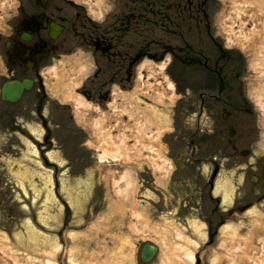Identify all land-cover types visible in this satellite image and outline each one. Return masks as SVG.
<instances>
[{
    "label": "rangeland",
    "instance_id": "374dc122",
    "mask_svg": "<svg viewBox=\"0 0 264 264\" xmlns=\"http://www.w3.org/2000/svg\"><path fill=\"white\" fill-rule=\"evenodd\" d=\"M75 1L79 3L0 0V259L5 264H24L28 257L32 264H41L46 250L51 252L68 237L70 250L65 256L61 252L55 256L59 264H72L69 255L78 247L72 254L75 262L91 254L96 255L97 264H197L189 259V252L197 249L200 264L264 261V136L243 99L245 89L252 99H264V12L257 18L259 23L252 20L241 31L229 20V11H236L239 4L249 9L250 0ZM37 10L58 18L69 16L82 30L84 25L85 31L90 28L91 36L101 31L100 26L117 28V78L125 84L116 85L124 91L119 88L123 94L118 93L113 117L103 121L106 128L113 127L115 118L127 113L120 118L118 132L107 135V129L95 124L105 107L99 108V100L84 90L96 97L97 81L107 76L88 80L101 58L94 45L90 49L81 45L77 32L69 29L58 40L61 52L65 40L75 43L64 57H55L50 49L35 54L29 48L15 59L10 55L13 50L5 48L9 39L34 45V40L24 41L22 33L34 28L30 14ZM253 26L257 31H250ZM141 48L148 56L135 65L129 83L133 87L124 95L130 64L132 68L127 56ZM177 56L183 57L180 62ZM191 56L200 63L190 64ZM26 76L35 78L32 90L17 102L1 98L6 79ZM69 82L74 83L73 94L82 91L86 104L77 106L74 99L68 102L72 95L66 89ZM156 87L163 100L155 98ZM151 103L158 104L172 126V132L159 141L167 166L159 176L134 163L129 176L136 180L135 189L121 194L114 173H125L122 166L128 165L111 167L109 158L102 162L99 144H106L114 134L125 147L138 145V121L151 125L155 128L151 133L157 135L147 106ZM215 123L226 129L219 132L225 138L218 132L209 134ZM231 127L233 136L229 135ZM123 128L131 130L126 134ZM87 138L96 144H86ZM225 142L238 148L233 158L224 160L213 188L209 185L212 156L219 154V145ZM161 164L165 165H157ZM132 193L133 200H144L149 224L144 227L134 220L142 229L134 225L132 257L125 254L107 261L105 253L120 247L121 235L131 231L134 216L121 209L127 200L131 205ZM221 222L225 224L220 229L229 228L225 245L218 228ZM209 223L210 236L206 234ZM169 225L179 226L182 234ZM205 237L214 240L212 245L205 243ZM146 240L161 245V251L144 263L139 252ZM5 247L7 252L1 251Z\"/></svg>",
    "mask_w": 264,
    "mask_h": 264
},
{
    "label": "bare ground",
    "instance_id": "6f19581e",
    "mask_svg": "<svg viewBox=\"0 0 264 264\" xmlns=\"http://www.w3.org/2000/svg\"><path fill=\"white\" fill-rule=\"evenodd\" d=\"M250 1L253 3V5H250L249 9L247 7L248 5H245L244 6L245 9H244L239 4L237 6V8L235 9L236 11H234L235 13L233 12V9L229 11V20H231L232 22L236 23V25L240 28L241 31H243L246 28L247 24H251L250 21H252V20L256 24L259 23L257 18L258 17H262L261 14L264 12V4H263V2L261 0H260V2H259V0H250ZM248 11H253V13H251L250 16H249L247 14ZM258 25H260V24H258ZM255 26H257V25H255ZM255 26H253V28L250 30L251 32L257 31ZM234 27L235 26H232L233 30H234ZM70 80H72V79H70ZM66 84H67L66 89L68 90V94L69 93L72 94V95H70L71 98H69L68 100H72V99L76 100L75 102H76L77 106L78 105L82 106L83 104H86V101L84 100V98H83V96L81 94H79V95L78 94H73L72 90L75 87L74 83L69 82V83H66ZM113 107H116L115 103L113 104ZM125 114H127V113H123L122 116L125 115ZM122 116H119L118 118L115 119L116 122L113 124L114 125L113 127H112V125L108 124L109 126H108V128H106L107 124L103 120H104V118H106L108 116H105L104 114H102V119H99L98 121L97 120L95 121V124H97V127H100V128L102 127L103 131L105 129H107V135L110 134V133H116V132H118L117 128L122 125L121 124L122 121L120 119ZM103 125H104V127H103ZM136 127L138 129L136 131H139L140 134H144V132H145L144 129L145 128H144V124L141 121L137 122ZM123 129H124L123 132H126V134H128L129 131L126 128H123ZM146 132H147V130H146ZM111 143H114L113 146H111V148L114 150V152L112 153V152H108V151L105 150L104 153H102V155L100 156L101 157L100 159H104V158L107 157V155H111V154H112V158L116 159V160L117 159L120 160V158H122L123 156H127L125 158L126 159H130L132 157V155L134 154L130 149H126V147L123 146L124 145V141L121 144H119V147H118V145H117L118 141H117V138H116V136L114 134L111 135L109 140L106 141L107 145H104V146H106L108 148L109 144H111ZM122 150H125V151H122ZM136 150L141 151V147L140 148H136ZM138 151L136 152V154H138ZM130 180L131 179H129V176H128V173H127V174L122 176L121 181H118L117 185L123 186V187H128L131 184ZM125 181L128 182V183H126ZM123 182H125L126 184L123 183ZM226 195L228 196V194H226ZM132 207H133V212L131 213V215L134 216V220L146 217V207H145V205L143 203H142V207L139 208L137 203L133 202L132 203ZM195 224H197V222H195ZM228 229H224L223 230V233H225V235L228 233ZM180 232L182 233V231H180ZM77 234L81 235L80 233H77ZM123 241L129 242V238H125ZM226 241H227V237H226V239L223 240V244L224 245H225ZM60 246L61 245H59L57 243V247L52 250L53 253H51V252L46 250V252L48 254L44 257L43 260L40 261V263L41 264H59L58 261H56V259H53V256H54V254H56V252L60 248ZM0 247H2V246H0ZM170 248L172 249L171 246L168 247V249H170ZM8 249L9 248L5 247V248H2L1 251H4V252L6 251L7 252ZM74 250H75L74 252H73V249L71 250V255L68 254L71 257L70 259H71V263L72 264H97V260L98 259H97L96 255L92 256L91 254H89V256H86L87 260L83 259V262H82L81 260L79 261V259H78L77 262H75L74 258H72V254H74L76 251H78L79 247L74 249ZM127 252H129V249H125L124 250L125 254H127ZM193 255L194 254L192 253V251H190L189 252V256H190L191 262H194V259H193L194 256ZM107 257L109 259L113 260L112 255L107 254ZM12 258H14V260L16 262H18L14 256H12ZM27 258L28 257H24V259H23L24 260V264H32V262H30V259L28 260ZM163 258H165V257H163ZM0 264H5V261L3 259H0ZM12 264H16V263L12 262ZM33 264H36V263H33ZM259 264H264V261L260 260Z\"/></svg>",
    "mask_w": 264,
    "mask_h": 264
},
{
    "label": "water",
    "instance_id": "95a60500",
    "mask_svg": "<svg viewBox=\"0 0 264 264\" xmlns=\"http://www.w3.org/2000/svg\"><path fill=\"white\" fill-rule=\"evenodd\" d=\"M25 86L30 87L31 81L24 80L23 82H21L15 80V81L7 82L4 87L3 95L6 98L15 100L20 96ZM147 248H149V250L144 253V259H149L156 249L154 246H151L150 244L147 245Z\"/></svg>",
    "mask_w": 264,
    "mask_h": 264
}]
</instances>
